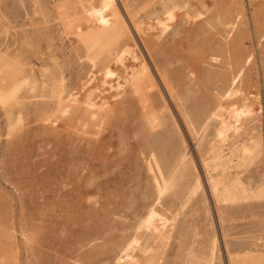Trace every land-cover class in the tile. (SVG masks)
<instances>
[{"label": "rangeland", "instance_id": "374dc122", "mask_svg": "<svg viewBox=\"0 0 264 264\" xmlns=\"http://www.w3.org/2000/svg\"><path fill=\"white\" fill-rule=\"evenodd\" d=\"M160 2L114 0L103 14L108 24H101L88 13L105 0H0V89L10 91L20 79L5 54L25 52L35 65L26 77L35 91L25 86L20 104L0 107V264H115L132 240L138 249L150 245L149 256L165 264L264 261V201L215 204L193 142L214 110L247 107L264 143V0H174L205 18L185 22L186 13L177 12L169 31L161 27L167 15ZM122 47L138 60L117 56ZM124 65L138 69L116 91L112 79ZM218 123L210 120L202 151ZM183 148L195 161L193 174L161 197L165 173ZM263 173L260 162L242 180L254 187ZM160 216L173 221L163 251L153 239Z\"/></svg>", "mask_w": 264, "mask_h": 264}, {"label": "bare ground", "instance_id": "6f19581e", "mask_svg": "<svg viewBox=\"0 0 264 264\" xmlns=\"http://www.w3.org/2000/svg\"><path fill=\"white\" fill-rule=\"evenodd\" d=\"M173 1L174 0H161V2H160L161 11L166 13V10H165L164 7H162V5H164V4H174ZM200 4H202V3L200 2L199 5ZM134 30L137 31V29L135 27H134ZM114 53L117 54V56H118V53L120 55H123L124 53H127V60H129L130 63H132V64L138 60V56L136 54H134V50L132 48L127 49V48H123L122 47L119 50L116 49ZM137 69H138L137 67H134V66H131V65L130 66L124 65L122 70H121V74L116 76L114 79H112V83H113V86H114L115 90L118 91L120 89H123V86L125 84H128L130 78H132L136 74ZM116 70H119V69H116ZM241 73H242L241 70L237 71V74L232 78V80L230 82L231 85L237 82V81L235 82L236 79H238V80L240 79ZM120 79H122V81H121L122 83H120V81H119ZM6 114H7V119H8L9 118V114L8 113H6ZM254 115H256V114L252 113L251 116H241L240 117V120H241V124H240L241 131L239 133L232 132V131H226L225 132L226 137L228 136L227 134H229V133H231V136L226 138V140H221L219 138L220 131L224 128L225 124H227L229 128L232 127V125L234 124V121H235V113L233 112V110L224 111V110L216 109L207 118V121L201 126L199 132L197 133L198 130L196 131V133H197L196 136L193 137V142H194V146H195V149H196L197 158H198L199 164L201 166L202 173L204 175V179H205L206 184L208 186L209 192H210L212 198L214 199L213 201L215 202V204H217L219 206L220 205H226L228 207L234 208V207H238L241 203H245V202H248V201H251V200H256V201L260 200L258 198H254L251 195V192L254 191L256 189V187L259 185V183L261 181V176L258 177V180H257L258 184L256 183V186H254V187H250V186L247 187L244 184L243 180H242V176H243L244 172L247 170V168H249L251 165L260 163L259 153H257L254 163H250V166H248V167H242V164H244L245 162H250V161L253 160V157H246L244 155L243 149L245 147H248L250 149L252 147H254V145H252V141L253 140H255L257 142V144L263 143V134L261 133V130L260 129L253 130V127H250V125H249V123H251V121L253 120L252 117ZM214 116L219 119L220 123H218V127H216L215 130H214L213 141L211 143H208L207 144V148L204 151H202V149L200 148L202 139H204V136L206 135L205 132L208 130L209 122ZM255 121L256 120H254V122ZM8 122H9V119H8ZM194 133H193V135H195ZM189 134H190V132H189ZM190 160L192 161V163H189ZM193 162H195V161L193 160L192 156L189 155V153L187 151H185V149L183 148L180 151V153L177 156V158L175 159L174 163L166 171L165 176L163 178V182L161 184V190L166 191V190H168L170 188H173L175 186L176 182L179 179H181L183 176L192 175L193 174L192 171H193V169L195 167V166H193L194 165ZM256 169H257V167H256ZM238 176H239V183L237 182V177ZM196 182L197 181H194V183H196ZM245 189L248 190V193H249L248 195H245ZM194 190H195V188H194ZM194 190H192L193 193H194ZM188 193H190V192L189 191L186 192V197H187ZM222 211L226 212V210H222ZM227 213H228V211H227ZM227 213H225V215ZM229 215H231V214H229ZM222 217H223V215H222ZM226 217H224L223 219H226ZM190 226H191V224H190ZM172 229H173V227H172L171 223H169L168 226H167V229H166V232H167V237L166 238L163 235V232L165 231V229L163 227L161 229V234H157V236H155L153 238L155 243H157V247L159 249H164L165 247H167L168 241L170 239V232L172 231ZM188 232H189V230H188ZM192 233H194V232H192ZM221 233H222V231H221ZM181 236H179V237L181 238ZM207 236H209V234ZM184 241H189V240L187 239V240H184ZM204 242H205V239H204ZM204 242H203V244H204ZM206 242H208V241L206 240ZM206 242H205V244H209L210 243V241H209V243H206ZM180 243H181V241H180ZM203 244H202V246H204ZM185 246H186V244H185ZM185 248L186 247H184L183 244H179V248H178L179 253L183 254V251L185 250ZM141 249H145V250L151 249L152 252H155L153 250V248L150 245H148L147 243H145L142 246ZM194 249H193V251H194ZM202 252H204V250ZM206 254H207V252H206ZM142 255H143V253H142ZM201 256H202V254H201ZM181 258H182V256H181ZM145 259H155V258L153 256H148V257H145ZM209 259H211V258H209ZM191 260H194V259H191ZM198 261L196 260V264H197ZM202 262H203V260L201 261V263ZM205 262H207V261H205ZM227 262L229 263V256H228V261ZM209 263H210V261H209Z\"/></svg>", "mask_w": 264, "mask_h": 264}, {"label": "snow or ice", "instance_id": "6c2138e0", "mask_svg": "<svg viewBox=\"0 0 264 264\" xmlns=\"http://www.w3.org/2000/svg\"><path fill=\"white\" fill-rule=\"evenodd\" d=\"M110 7H114V0H105L103 7L99 11H96L94 9L93 11L89 12L88 15L98 17L99 22L101 24H108V21L106 19H104L103 14ZM162 7L165 8L166 15H167V22H165L161 25V27L164 29V31H169V22H174L178 19V16L176 14L177 12L187 13L184 16L185 22H190L193 19L200 21V20H204V18H205L204 14H202V13L197 12L194 14L191 10L192 6L190 4H187V3H184V4H164V5H162ZM200 7L206 8L207 6L201 5ZM158 23H159V21H158ZM4 29L6 31H8L10 34L11 29H10L9 22L6 18H4ZM23 30L24 29H22L20 27H17V29H16L17 32H20ZM25 46L27 48L35 51L34 45L31 43H28L27 41L25 43ZM48 51L51 52L52 49L49 48ZM9 53H11V49H9ZM27 55H28L27 53L19 51V50L16 51L15 55L5 54V57L10 61V65L15 67V70H16L15 75L20 77L18 83H16V85L14 87H12L10 91L6 92L3 89H0V107H3L5 110H7L10 105L20 104V102H21L20 93L25 86H29L33 92L35 91V86L32 84V81L30 79L26 78L28 69H31L32 74L35 75V65L30 63V61L27 59ZM0 59H4V57H0ZM88 59L91 60V63L94 67L96 64V60L92 59L91 50L89 51ZM54 63H55V61H54ZM43 71L48 72L49 69L45 68V69H43ZM107 75L109 77H112L115 75V73L112 72L111 70H109ZM5 83H7V82L5 81ZM60 83L63 84L65 82L63 81V79H61ZM88 83H91V80ZM105 85L107 86L106 81H105ZM45 87H47V84H45ZM86 87H87V84H86ZM96 90L99 91L100 89L97 88ZM236 94L238 95L239 93H236ZM63 95H64V93H63V91H61L60 92L61 100H63ZM232 95H233L232 92L228 93L229 97H231ZM261 111L264 112V109H261ZM233 112L235 113L234 124L232 125L231 128H229L227 124L224 125V128L219 133V138L221 140H226V135H225L226 131H232V132H236V133H239L241 131V128H240V124H241L240 117L241 116H251L252 115L251 111L247 107H245L244 109H241L239 111L233 109ZM22 124H23V121L21 119L19 124L12 125L9 128V130H8L9 131V139H11L14 132H16L20 129ZM252 145H254V147H252L251 149L248 147H245L243 149V153L246 157H253V160L250 162H245L244 164H242V167H248V166H250V163H254L257 153H259V158H260L261 164H264V143L257 144V142L255 140H253ZM237 182L239 183V176L237 177ZM197 183H198V181H197ZM157 184H159V181H157ZM248 194H249L248 190L245 189V195H248ZM251 195L254 198H258V199L264 201V177L261 178L259 185L256 187V189L254 191L251 192ZM160 196L161 197L164 196L163 190L160 191ZM160 203H161L160 200L156 201V204H160ZM156 216H157L156 210L153 209L151 216H149L148 220H147V223L149 225V230H151V222H152L153 218ZM159 219H160L161 226L165 229V231L163 232V235L166 238L167 237V232H166L167 226L169 223H173V221L165 219V217H163V216H160ZM143 227H144V225L141 224V228H143ZM155 231L157 234H161V227H156ZM138 244H139V241L132 240V242L130 244H128L126 247H124L120 251V253H119L120 259L116 260L115 264H126V261L130 262V264H165V261L163 259H160L159 257H157L156 259H145L144 257H148L150 255V253L152 252V250L151 249H147V250L138 249V247H137ZM136 251L142 252L143 255L137 256L134 258L133 255H131V253L136 252ZM161 251H163V249H161ZM77 264H87V262L81 260V261L77 262ZM261 264H264V261H262Z\"/></svg>", "mask_w": 264, "mask_h": 264}]
</instances>
